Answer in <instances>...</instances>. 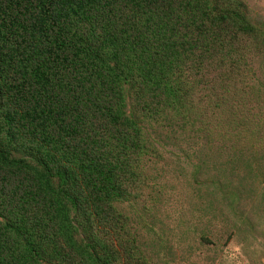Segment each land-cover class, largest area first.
<instances>
[{
    "label": "trees",
    "instance_id": "1",
    "mask_svg": "<svg viewBox=\"0 0 264 264\" xmlns=\"http://www.w3.org/2000/svg\"><path fill=\"white\" fill-rule=\"evenodd\" d=\"M262 58L244 0H0V264H157L156 162L252 195Z\"/></svg>",
    "mask_w": 264,
    "mask_h": 264
},
{
    "label": "rangeland",
    "instance_id": "2",
    "mask_svg": "<svg viewBox=\"0 0 264 264\" xmlns=\"http://www.w3.org/2000/svg\"><path fill=\"white\" fill-rule=\"evenodd\" d=\"M244 3L251 23L264 25V0ZM253 62L264 82V58ZM146 131L153 137L160 133L155 127ZM166 142L170 152H175L173 157L186 162L176 141ZM171 160L176 162L168 159L152 166V177L158 175L155 182L162 192L159 202L118 205L133 224L139 222L157 264H264V184H254L252 195L241 192L242 186L230 190L235 195H227L226 184L220 191L209 185L208 173L195 176L192 168L185 165L179 170Z\"/></svg>",
    "mask_w": 264,
    "mask_h": 264
}]
</instances>
